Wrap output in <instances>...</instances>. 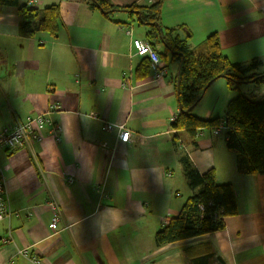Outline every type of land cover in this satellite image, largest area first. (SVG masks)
Segmentation results:
<instances>
[{"label":"crops","instance_id":"0c3cea01","mask_svg":"<svg viewBox=\"0 0 264 264\" xmlns=\"http://www.w3.org/2000/svg\"><path fill=\"white\" fill-rule=\"evenodd\" d=\"M38 1L58 5L56 37L21 35L18 9L0 6V129L56 104L60 131L43 126L41 142L0 148L12 212L0 221V264H264V173H240L225 134L203 129L191 139L172 127L176 62H161L158 80L142 74L132 38L146 41L148 25L138 9L160 0H109L118 9L108 15L87 0ZM160 23L195 52L216 33L229 62L256 60L250 73L264 72V0H162ZM123 74L132 88L121 86ZM241 84L260 87L217 79L192 113L223 119L228 102L246 95ZM119 125L131 140L119 141ZM182 156L232 184L237 212L220 231L158 246L155 233L195 192ZM48 198L60 208L55 233Z\"/></svg>","mask_w":264,"mask_h":264},{"label":"trees","instance_id":"16d2710c","mask_svg":"<svg viewBox=\"0 0 264 264\" xmlns=\"http://www.w3.org/2000/svg\"><path fill=\"white\" fill-rule=\"evenodd\" d=\"M87 1L106 15L118 9L109 0ZM161 5L162 0L138 9V13L140 21L148 25L146 41L158 53L161 62L167 66L169 59L178 64L174 76L178 113L172 127L183 130L189 138L194 139L200 129H211L220 120L201 118L192 113L214 81L225 78L231 88L244 82L262 86L264 72L250 73L257 64L256 60L248 64L229 62L222 54L216 33L205 39L199 52L192 51L187 41L174 33V29L161 25ZM0 6L18 9L21 35L30 37L44 32L51 37L57 36L60 17L58 5L39 9L31 8L28 1L21 4L20 0H0ZM144 62L141 67L143 76L151 69L147 57ZM223 119L228 127L225 133L226 147L235 155L238 171L250 175L264 173V97L236 96L228 102ZM180 163L189 187L195 192L184 201L179 212L155 233L154 241L158 246L220 231L225 227V218L237 212L232 184L217 183L213 168L199 173L186 156L180 158Z\"/></svg>","mask_w":264,"mask_h":264},{"label":"built area","instance_id":"2783aa9c","mask_svg":"<svg viewBox=\"0 0 264 264\" xmlns=\"http://www.w3.org/2000/svg\"><path fill=\"white\" fill-rule=\"evenodd\" d=\"M28 5L31 8H36L39 5V1L28 0ZM127 33L131 34V30H127ZM132 46L135 49V53L137 55L144 56L149 59L153 80H158L167 74L165 68L161 64L158 53L150 46L147 41L132 38ZM121 86L132 88L129 84V78L126 74H123L122 76ZM57 109L58 105L50 104L47 110L44 112L35 115H27L23 119L15 118L12 125H8L0 129V148L13 149L16 147L29 145L31 142H41L43 136L40 133V128L43 126L50 127L56 136L60 131V126L53 120L51 114ZM94 117H96L95 114ZM111 126V123L105 122L103 129L108 130ZM118 127L120 130L119 141L126 142L131 140L130 131L124 128L123 125H119ZM227 129L228 127L225 123V120L220 119L218 124L210 130L213 136H217L222 133L225 134ZM202 130L203 129H200L197 135H200ZM68 182L71 183L72 178H68ZM46 206L51 211L49 227L51 231L55 233L58 231L60 208L52 198H48L46 200ZM11 214L12 212L9 206L5 174L3 169L0 167V221L9 218ZM4 241L7 242V240ZM20 253L24 254L25 250H21ZM34 262L39 263V261L35 259Z\"/></svg>","mask_w":264,"mask_h":264},{"label":"rangeland","instance_id":"374dc122","mask_svg":"<svg viewBox=\"0 0 264 264\" xmlns=\"http://www.w3.org/2000/svg\"><path fill=\"white\" fill-rule=\"evenodd\" d=\"M247 88H249L250 90H252V91H250V92H247L248 90H247ZM252 87H246L245 85H242L241 84V87H240V91H241V93H246V95H247V93H251L252 94V97L254 98V99H262L264 96H262V94H261V92H262V90H264V87L262 86H260V87H258V88H255V89H251ZM248 95H250V94H248ZM211 99H212V96H210L209 97V102H211ZM203 108H205V105H203ZM224 135V133H222V135H221V138H222V136ZM185 196H184V194H182L181 196H180V198H184Z\"/></svg>","mask_w":264,"mask_h":264}]
</instances>
